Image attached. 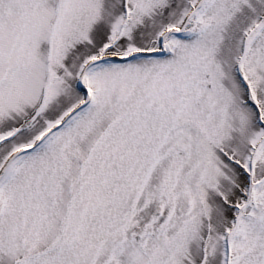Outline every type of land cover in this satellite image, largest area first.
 <instances>
[{"label": "snow or ice", "instance_id": "6c2138e0", "mask_svg": "<svg viewBox=\"0 0 264 264\" xmlns=\"http://www.w3.org/2000/svg\"><path fill=\"white\" fill-rule=\"evenodd\" d=\"M0 264H264V0H0Z\"/></svg>", "mask_w": 264, "mask_h": 264}]
</instances>
